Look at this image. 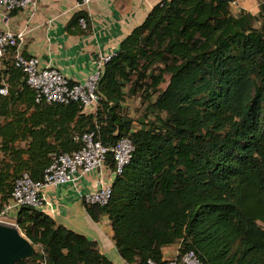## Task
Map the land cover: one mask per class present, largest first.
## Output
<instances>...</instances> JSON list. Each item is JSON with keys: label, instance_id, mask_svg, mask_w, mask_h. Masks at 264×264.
<instances>
[{"label": "trees", "instance_id": "16d2710c", "mask_svg": "<svg viewBox=\"0 0 264 264\" xmlns=\"http://www.w3.org/2000/svg\"><path fill=\"white\" fill-rule=\"evenodd\" d=\"M255 1V14L233 11L237 0L158 2L104 64L91 114L36 103L5 62L0 212L20 174L42 181L83 134L107 147L127 138L131 156L108 203L83 202L92 221L107 219L126 264H164L172 246L174 258L193 252L201 264H264V0ZM66 30L89 35L87 13H74ZM105 165L115 170L111 156ZM14 224L36 250L17 264H113L40 210L21 207Z\"/></svg>", "mask_w": 264, "mask_h": 264}, {"label": "crops", "instance_id": "0c3cea01", "mask_svg": "<svg viewBox=\"0 0 264 264\" xmlns=\"http://www.w3.org/2000/svg\"><path fill=\"white\" fill-rule=\"evenodd\" d=\"M161 0H91L78 8L77 0H39L33 17L26 11L0 15V27L24 31L20 47L24 56L36 57L41 64L57 69L73 82H83L96 70L100 56H111L122 40L146 18ZM87 13L91 33L72 35L66 25L78 10ZM114 175L107 168L81 177L74 185L49 186L42 195L39 210L49 214L57 225L95 241L99 251L113 264H126L110 239L107 219L92 221L83 205V197L104 185H111ZM177 246L164 249V258H174Z\"/></svg>", "mask_w": 264, "mask_h": 264}, {"label": "built area", "instance_id": "2783aa9c", "mask_svg": "<svg viewBox=\"0 0 264 264\" xmlns=\"http://www.w3.org/2000/svg\"><path fill=\"white\" fill-rule=\"evenodd\" d=\"M91 0L78 2V8L87 6ZM39 0H0V15L5 17L13 11H26L28 17H33L38 10ZM79 25L86 27V20L81 18ZM24 31H15L0 27V69L5 62H10L14 68L23 74L26 85L34 92L35 102L46 104L77 103L87 114L95 113L98 96L96 88L103 72L104 64L110 56H100L96 70L83 82H73L64 77L57 69L43 65L36 57H26L20 47L25 39ZM8 95V85L0 84V96ZM78 141L81 147L78 151L63 153L57 156L46 170L42 181H33L27 173L20 174L14 182L11 198L0 212V224H13L15 215L23 207L39 210L44 205L43 191L49 186L74 185L81 177L98 172L106 167L105 162L111 156L114 162V178L128 163L132 145L124 138L114 146L107 147L95 139L94 133H85ZM111 197V185H104L83 197L87 204L104 206ZM148 264H155L149 262ZM164 264H201L193 252L184 254L180 259H168Z\"/></svg>", "mask_w": 264, "mask_h": 264}, {"label": "water", "instance_id": "95a60500", "mask_svg": "<svg viewBox=\"0 0 264 264\" xmlns=\"http://www.w3.org/2000/svg\"><path fill=\"white\" fill-rule=\"evenodd\" d=\"M35 256V248L20 234L14 223L0 224V264H17Z\"/></svg>", "mask_w": 264, "mask_h": 264}, {"label": "rangeland", "instance_id": "374dc122", "mask_svg": "<svg viewBox=\"0 0 264 264\" xmlns=\"http://www.w3.org/2000/svg\"><path fill=\"white\" fill-rule=\"evenodd\" d=\"M245 10L251 14H255L258 10L257 2L255 0H237L236 4L232 6L233 11ZM131 110L138 107V102L131 101L128 103Z\"/></svg>", "mask_w": 264, "mask_h": 264}]
</instances>
